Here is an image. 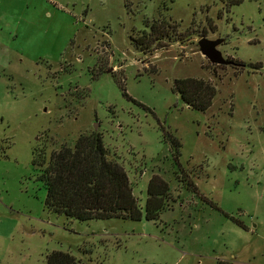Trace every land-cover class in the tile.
Segmentation results:
<instances>
[{
	"label": "rangeland",
	"instance_id": "obj_1",
	"mask_svg": "<svg viewBox=\"0 0 264 264\" xmlns=\"http://www.w3.org/2000/svg\"><path fill=\"white\" fill-rule=\"evenodd\" d=\"M162 19L176 31L143 55L130 37ZM202 37L244 67L209 63ZM187 77L215 87L206 111L173 92ZM92 132L142 210L151 175L167 182L157 220L46 206L52 152ZM52 251L81 264H264V0H0V264Z\"/></svg>",
	"mask_w": 264,
	"mask_h": 264
},
{
	"label": "trees",
	"instance_id": "obj_2",
	"mask_svg": "<svg viewBox=\"0 0 264 264\" xmlns=\"http://www.w3.org/2000/svg\"><path fill=\"white\" fill-rule=\"evenodd\" d=\"M227 2L238 3L239 0ZM175 31L176 25L162 19L153 21L147 31L130 39L136 49L146 55L163 47V42L169 41ZM231 62L238 67L234 68L236 71L244 67L241 62ZM172 90L188 108L197 111H206L216 93L209 82L189 77L176 79ZM123 95L126 96V93L123 92ZM172 142L173 159L178 165L179 145L176 140ZM34 162L38 164L41 159L34 157ZM180 174L184 175V172L181 170ZM41 179L46 188V206L57 214L79 221L112 218L139 221L142 217L146 221H155L167 208L170 197L167 182L161 176L152 174L147 182V198L142 210L132 194L124 168L107 157L102 136L97 132L81 134L73 145H63L53 151ZM185 185L195 190L190 180H186ZM45 264L81 263L68 253L52 251L46 255Z\"/></svg>",
	"mask_w": 264,
	"mask_h": 264
},
{
	"label": "water",
	"instance_id": "obj_3",
	"mask_svg": "<svg viewBox=\"0 0 264 264\" xmlns=\"http://www.w3.org/2000/svg\"><path fill=\"white\" fill-rule=\"evenodd\" d=\"M221 39L209 40L204 37L198 41V48L200 54L207 59V61L213 65H232V62L225 59L218 51L217 47L222 43Z\"/></svg>",
	"mask_w": 264,
	"mask_h": 264
}]
</instances>
